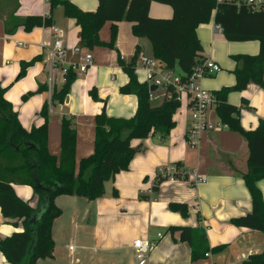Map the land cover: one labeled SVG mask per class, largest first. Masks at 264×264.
<instances>
[{
    "label": "crops",
    "instance_id": "1",
    "mask_svg": "<svg viewBox=\"0 0 264 264\" xmlns=\"http://www.w3.org/2000/svg\"><path fill=\"white\" fill-rule=\"evenodd\" d=\"M71 1L88 12H96L100 6V0ZM148 14L152 18L169 19L174 17L175 11L169 3L151 0ZM30 15H51L53 24L32 30L18 25ZM133 23L126 18L119 20L114 46L90 49L93 64L88 73L74 80L64 102L53 100L49 104L44 61L46 50L41 42L53 39L52 26H55L69 43H81V28L74 18L65 15L63 6L52 10L49 0H0V84L6 87L5 97L13 104L27 130L48 125V146L56 156L61 153L64 117L72 119L77 131L76 161L79 164L83 157L94 151L97 114L105 110L112 117L131 118L135 115L138 97L120 90L129 82V75L120 65L119 58L122 55L129 62L138 50L153 57V48L148 38L133 34ZM110 34L111 21H107L100 30V37L108 42ZM197 34L204 48L203 56L221 66L218 73L200 81L212 92L236 84L234 70L241 63L233 58L234 55L260 52L259 40H227L222 28L217 30L213 18L208 23H201ZM34 58L38 59L19 78L21 63ZM176 69L181 70L178 66ZM137 77L144 82L145 72L139 71ZM41 86L44 90H40ZM94 88L98 99L91 95ZM156 94L160 96L158 103L170 96L161 87L156 89ZM228 101L241 106L240 120L244 129H256L264 119L262 85L250 82L242 91H231ZM45 102L48 104L47 115L42 113ZM208 114L211 120L220 122L216 106H212ZM174 119L176 126L167 137L156 133L144 139H132L131 144L141 146L142 150L134 156L128 170L106 181L105 193L100 198L56 197L55 202L63 213L53 226L55 247L57 235L64 237L68 229L67 238L71 239L72 235L79 243L66 242L68 255H71L66 263V254L63 256L54 249L53 257L39 259L36 264H136L133 248L136 238L156 241L149 255V264H242L251 255L264 251V233L231 222V219L253 209L252 195L243 176L248 170L249 158V146L244 136L227 126L217 125L215 129L202 133L199 145L191 146L187 136L191 112L186 101L176 111ZM178 163L180 167L177 168L184 172L185 178L166 179L156 193L150 194L147 190L153 186L159 170L176 167ZM197 176L205 181L192 184ZM12 185L18 196L33 207L38 206L31 185ZM257 185L264 197V180H259ZM173 202L186 203L188 214L173 210L170 206ZM67 210L71 222H67L65 229L67 220L62 218ZM174 227L204 229L210 250L193 260L191 244L182 240L181 230ZM23 230L22 220L13 224L0 208V238ZM71 245L73 249H70ZM220 245H223L222 249L216 250L215 247ZM90 250L93 259L83 260ZM0 264H12L2 251Z\"/></svg>",
    "mask_w": 264,
    "mask_h": 264
},
{
    "label": "trees",
    "instance_id": "2",
    "mask_svg": "<svg viewBox=\"0 0 264 264\" xmlns=\"http://www.w3.org/2000/svg\"><path fill=\"white\" fill-rule=\"evenodd\" d=\"M150 1L100 0L99 9L88 12L71 0H49L52 10L61 5L65 15L76 20L81 28V44L84 48L113 47L118 34V21L126 18L134 22L132 29L135 36L150 40L153 57L167 68L178 66L186 73H191L206 60L197 27L210 22L212 18L221 26L227 40L260 41L258 54L233 56L241 63L234 70L236 84L214 93L220 121L230 130L243 135L249 146L248 170L243 176L252 195L253 209L246 215L231 219V222L264 233V197L257 185L259 180H264V119L256 129L246 130L240 120L241 106L228 101L231 91H242L250 82L264 87V9L251 11L228 2L218 4L216 0H158L171 4L175 11L174 17L162 19L149 16ZM215 8L217 11L214 13ZM107 21H111L108 42L100 37V30ZM52 24L51 15H30L18 23L26 30ZM37 59L22 62L18 77H23ZM119 59L120 65L129 75V82L120 90L125 94L137 95V111L131 118L108 116L105 110L97 114L94 151L83 157L79 164L76 161L77 131L72 119L64 117L62 120L61 153L58 157L48 146V125L27 130L21 124L13 104L5 97L6 87L0 84V208L6 219L12 220L15 225L18 220H22L24 226L23 231L0 238V251L12 264H36L39 259L54 256L53 226L63 213L55 202L57 196L74 195L88 200L100 198L105 193L106 181L128 170L134 156L142 150L141 146L131 144L132 139H144L156 133L167 137L176 126L174 114L181 102L175 90L169 88L171 95L161 103L153 102L148 83L138 80L135 56L129 62ZM76 78L75 73H69L65 83L53 94V100L64 102ZM40 90H44V87L41 86ZM91 95L94 99L99 98L95 88L91 90ZM47 108L45 102L42 109L45 115ZM176 167H180V163ZM166 179L168 177L158 172L153 184L155 193ZM12 183L31 185L38 198V206L33 207L18 196ZM170 206L183 215L188 214L186 203L173 202ZM174 229H180L181 239L191 244L193 260L201 258V253L210 250L204 229ZM222 247L220 245L215 249ZM242 264H264V251L251 255Z\"/></svg>",
    "mask_w": 264,
    "mask_h": 264
},
{
    "label": "built area",
    "instance_id": "3",
    "mask_svg": "<svg viewBox=\"0 0 264 264\" xmlns=\"http://www.w3.org/2000/svg\"><path fill=\"white\" fill-rule=\"evenodd\" d=\"M216 1L218 4L228 2L238 8L247 7L251 11L264 9V0ZM216 11L217 8L214 9V13ZM52 30L53 39L41 42V46L46 50L44 61L47 65L46 84L49 104L53 102V94L65 83L69 73L73 72L77 77H80L87 74L93 64V54L90 49L84 48L81 43H69L65 40L63 32L57 27L52 26ZM217 30H221L220 25H217ZM120 58L124 59V56L121 55ZM135 61L137 75L139 71L145 72V81L141 83H148L150 87L156 85L157 88L161 87L166 92H169V88H173L181 104L184 101L188 103L191 112V124L187 136L191 146L199 145L203 132L211 131L217 125L225 126L221 121L214 122L209 118V109L216 106L217 98L214 92L205 88L200 82L202 78L221 70V66L217 62L206 59L202 64L197 65L191 73H186L176 68L165 67L158 59L148 56L141 50L136 53ZM169 94L171 95L170 92ZM150 99L153 102L160 100L156 90L150 89ZM159 173L172 180L185 178L184 172L177 167H164L159 170ZM194 179L192 184L205 181L204 178L198 176ZM147 191L150 194L155 193L153 186ZM156 244L155 240L136 238L133 242L136 264H149L150 252ZM70 249H73L72 245Z\"/></svg>",
    "mask_w": 264,
    "mask_h": 264
},
{
    "label": "rangeland",
    "instance_id": "4",
    "mask_svg": "<svg viewBox=\"0 0 264 264\" xmlns=\"http://www.w3.org/2000/svg\"><path fill=\"white\" fill-rule=\"evenodd\" d=\"M155 103H158V102H155ZM67 208V207H66ZM62 219H65L67 220L66 221V226H65V229L67 228V222H71V214L69 213V211L67 210L66 214L63 216ZM72 230V228H71ZM68 232H69V229H68ZM68 232H64V237H62L63 235L61 234H58L57 235V246L55 247V249H57V253H60L61 255L64 256V253L66 254V257L64 258V261L65 263L67 261H69V259H71V255H68V251L65 247V245L68 243V244H78L79 243V240H75V238L71 235V239H68L67 237V234ZM72 232V231H71ZM65 238H67L65 240ZM67 242V243H66ZM67 258V259H66ZM93 259V252L92 250L88 251L87 253H85L84 257H83V260H92ZM47 263V262H45Z\"/></svg>",
    "mask_w": 264,
    "mask_h": 264
},
{
    "label": "water",
    "instance_id": "5",
    "mask_svg": "<svg viewBox=\"0 0 264 264\" xmlns=\"http://www.w3.org/2000/svg\"><path fill=\"white\" fill-rule=\"evenodd\" d=\"M150 89L151 90H156L157 89V86L156 85H151Z\"/></svg>",
    "mask_w": 264,
    "mask_h": 264
}]
</instances>
